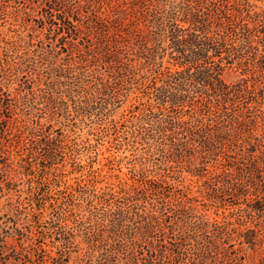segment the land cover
I'll return each instance as SVG.
<instances>
[{
  "label": "rangeland",
  "instance_id": "1",
  "mask_svg": "<svg viewBox=\"0 0 264 264\" xmlns=\"http://www.w3.org/2000/svg\"><path fill=\"white\" fill-rule=\"evenodd\" d=\"M69 1L83 7L81 14L90 5L89 0ZM139 1L100 2L114 19L120 20L123 11L133 14L137 40L151 42L146 50L133 46L122 54L118 45L112 62L109 56L94 59L101 44L84 28L73 48L63 45L73 35L61 40L42 21L41 7L52 0H0V75L19 99L18 130L0 144V229L18 255L10 264H144L154 256L146 251L150 242L170 248L169 240L145 235L146 223L159 215L168 195L172 202L194 200L195 215L209 227L206 237L197 233L182 243L184 264H264V210L250 196L254 189L249 187L245 196L231 188L230 195L221 193L228 166L231 174L232 161L244 147L235 141L231 125L230 140L219 154L216 150L204 159L194 151L197 144L179 146L189 136L174 134L176 113L170 102L161 105L156 99L158 89L168 90L165 71L181 69L169 59L168 42L160 45L166 50L160 68L158 56L154 62L146 58L150 48H157L147 12L162 0H147L146 7ZM248 1L256 12L264 11V0ZM110 64L116 67L113 76ZM244 78L235 65L222 76L230 86ZM193 112L185 107L179 120L192 121ZM262 131L259 123L257 135ZM215 223L226 224L228 236L218 241L222 254L212 262L201 254ZM168 250L158 264H183Z\"/></svg>",
  "mask_w": 264,
  "mask_h": 264
},
{
  "label": "trees",
  "instance_id": "2",
  "mask_svg": "<svg viewBox=\"0 0 264 264\" xmlns=\"http://www.w3.org/2000/svg\"><path fill=\"white\" fill-rule=\"evenodd\" d=\"M52 1L51 4L41 7L44 12L42 21L48 27H53L58 32L57 35L61 36V40L73 35L74 39L68 43L64 41V46L73 48V42L83 34L84 28L88 37H97L101 44L100 51L97 50L99 54L94 57L96 61H101L106 56H109V59L116 57L118 45L121 47L120 54L122 50H132L133 46L147 49L150 41L146 37H140L138 41V35L132 32L134 21L130 18L134 19L133 14L119 11L122 15L120 20L107 16L100 5V2L105 0H89L90 5H87L85 14L80 13L83 7L76 9L69 0ZM108 1L110 5L111 0ZM134 1L130 0L131 5ZM146 1L139 2L146 7ZM255 10L254 4L248 0H180L179 5L175 0H162L147 12L152 21V41L157 48L153 51L148 49L146 58L154 62L158 56L160 68L163 53L166 51L161 49L160 45L168 42L167 49L171 50L169 59L174 61L173 66L181 69L175 73L165 71L168 90L158 89L159 96L156 99L161 105L170 102V108L176 113L172 122L174 134L182 136L184 133V138L186 134L189 136L187 142L185 139V142L182 141L184 145L181 143L179 146L185 149L189 142L197 144L194 151L196 154H203L204 159L207 154L209 157L216 150L219 154L225 146L223 142L230 140L231 125L236 135L235 141H238V144L240 142V147H244L245 152L242 150L234 157L231 174L230 165L226 175L225 171H222L221 177L226 176V189L221 193L230 195L231 188L234 195H242L244 191L245 196L249 193L248 188H253L250 196L254 197V204L259 210H264V11ZM124 17L127 19V25H123ZM179 22L186 27L179 25ZM107 34L110 35L107 37L110 38L108 43ZM158 50L162 54L158 55ZM76 51L80 52L77 48ZM79 59L84 61L82 54H79ZM116 60L114 58L112 62ZM128 62L131 60L128 59ZM232 65L241 71L242 76L248 78L230 86L223 81L222 76ZM129 66L127 63L128 70ZM115 69L116 67L111 65L110 76H113ZM7 88V84L3 83V76L0 75V144L9 140L14 128L18 130L15 111L19 99ZM26 90L28 96L35 98L36 94L31 88ZM202 95L204 101L199 98ZM185 107L194 110L192 121L179 120V113ZM189 112L185 111L186 114ZM259 123L263 126V131L257 135ZM2 155L4 156V151L0 146V156ZM3 163L0 162L2 165ZM201 171L205 172V169ZM169 196L162 200L159 215L151 216L146 227L144 226V234H150L152 239L158 236L160 241L169 240L170 248L168 250L159 246L160 243L154 245L153 241L150 242V248L147 246L146 251H151L154 256L151 255L149 261L143 259L144 264H158L167 250L173 261L183 263L185 257L182 258V243L193 239V234L201 233L204 237L208 234V224L195 215L191 204L194 200L172 202ZM227 229L226 224H214L209 247H205L202 258L207 254L209 260L217 261L222 254L218 241L228 236ZM2 230L0 229V264H10L17 260L18 255L15 249L8 247V233ZM145 235L144 242L147 241Z\"/></svg>",
  "mask_w": 264,
  "mask_h": 264
}]
</instances>
